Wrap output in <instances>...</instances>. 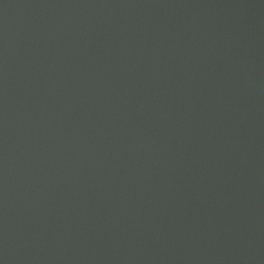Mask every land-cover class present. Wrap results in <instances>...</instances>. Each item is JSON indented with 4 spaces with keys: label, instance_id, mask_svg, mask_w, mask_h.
Masks as SVG:
<instances>
[{
    "label": "water",
    "instance_id": "1",
    "mask_svg": "<svg viewBox=\"0 0 264 264\" xmlns=\"http://www.w3.org/2000/svg\"><path fill=\"white\" fill-rule=\"evenodd\" d=\"M0 264H264V0H0Z\"/></svg>",
    "mask_w": 264,
    "mask_h": 264
}]
</instances>
